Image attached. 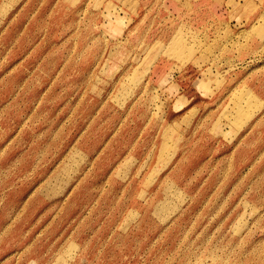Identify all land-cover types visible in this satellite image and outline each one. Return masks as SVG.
<instances>
[{"label":"rangeland","instance_id":"obj_1","mask_svg":"<svg viewBox=\"0 0 264 264\" xmlns=\"http://www.w3.org/2000/svg\"><path fill=\"white\" fill-rule=\"evenodd\" d=\"M0 264H264V0H0Z\"/></svg>","mask_w":264,"mask_h":264}]
</instances>
